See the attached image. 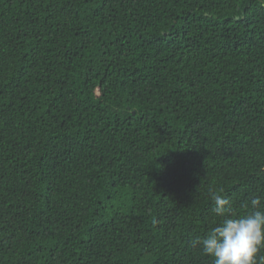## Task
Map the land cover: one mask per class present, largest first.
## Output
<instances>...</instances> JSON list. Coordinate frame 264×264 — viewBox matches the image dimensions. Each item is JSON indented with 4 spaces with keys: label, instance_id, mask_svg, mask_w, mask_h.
<instances>
[{
    "label": "trees",
    "instance_id": "obj_1",
    "mask_svg": "<svg viewBox=\"0 0 264 264\" xmlns=\"http://www.w3.org/2000/svg\"><path fill=\"white\" fill-rule=\"evenodd\" d=\"M213 193L264 200V0H0V264H213Z\"/></svg>",
    "mask_w": 264,
    "mask_h": 264
},
{
    "label": "clouds",
    "instance_id": "obj_2",
    "mask_svg": "<svg viewBox=\"0 0 264 264\" xmlns=\"http://www.w3.org/2000/svg\"><path fill=\"white\" fill-rule=\"evenodd\" d=\"M223 192V189L220 190ZM213 212L221 218L204 237L197 236L193 246H201L213 264H264V200H250L251 211L235 215L225 196L212 194Z\"/></svg>",
    "mask_w": 264,
    "mask_h": 264
}]
</instances>
